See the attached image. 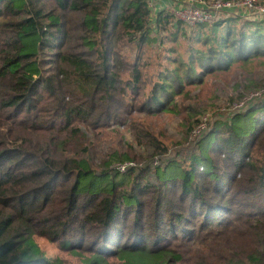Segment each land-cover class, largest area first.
<instances>
[{
    "label": "trees",
    "instance_id": "obj_1",
    "mask_svg": "<svg viewBox=\"0 0 264 264\" xmlns=\"http://www.w3.org/2000/svg\"><path fill=\"white\" fill-rule=\"evenodd\" d=\"M172 19L149 0H0V264H264V102L215 117L187 160L127 165L139 144L168 153L148 118L185 86L264 59V18L223 17L148 83L116 44L175 38Z\"/></svg>",
    "mask_w": 264,
    "mask_h": 264
},
{
    "label": "rangeland",
    "instance_id": "obj_2",
    "mask_svg": "<svg viewBox=\"0 0 264 264\" xmlns=\"http://www.w3.org/2000/svg\"><path fill=\"white\" fill-rule=\"evenodd\" d=\"M151 12L153 16V8ZM172 21L176 22L174 18ZM170 33V30L153 29L150 38L140 50L125 40L116 44V50L119 52L121 60L127 63L137 61L144 73V80L150 83L156 78L155 75L159 69L165 66L173 68L174 65L165 59L168 53L172 57L187 53V44L190 43V40L186 37L191 34L190 29L185 25H179V31L175 38H171ZM182 33H186L185 36ZM122 78H128V71L122 73ZM259 85H264L263 58L253 59L246 63L237 61L229 71L207 75L204 83L199 86H185V90L190 91L189 95L176 96L177 104L174 106V110L148 118L151 133L168 145V153L153 154L151 157H147L153 152L156 153L155 150L139 144L134 147L137 160L136 158L132 159L127 165L142 167L151 163L152 166H155V160L163 159L165 162L171 157L187 160V157L195 150L194 144H192L193 139L190 138L191 131L196 127L201 117L205 114L209 115L213 119L212 122L215 117H227V111L233 103L238 101L246 91ZM139 116L143 117L141 114ZM190 128L192 130L189 131ZM109 131L117 132L119 137L124 140L133 141L131 132L126 126H119V128L109 129ZM39 242L49 255H54L56 250L53 246L43 241Z\"/></svg>",
    "mask_w": 264,
    "mask_h": 264
},
{
    "label": "built area",
    "instance_id": "obj_3",
    "mask_svg": "<svg viewBox=\"0 0 264 264\" xmlns=\"http://www.w3.org/2000/svg\"><path fill=\"white\" fill-rule=\"evenodd\" d=\"M151 2L152 0H149V6L152 9ZM160 10L167 11L174 20L181 22L187 28H192L198 24L212 23L214 20L233 15L264 18V0H173V5H164ZM154 14L156 15V12ZM154 14L152 18H154ZM260 102H264V85L246 91L238 101L233 103L227 111V115L244 112ZM212 121L213 119L209 115H203L191 131L190 138L195 141L201 137L208 130ZM163 161V159L155 160L154 164ZM120 168L123 170L124 166Z\"/></svg>",
    "mask_w": 264,
    "mask_h": 264
},
{
    "label": "crops",
    "instance_id": "obj_4",
    "mask_svg": "<svg viewBox=\"0 0 264 264\" xmlns=\"http://www.w3.org/2000/svg\"><path fill=\"white\" fill-rule=\"evenodd\" d=\"M153 14L159 11L164 5L170 4L173 5V0H152ZM155 18V14H154ZM153 19V18H152Z\"/></svg>",
    "mask_w": 264,
    "mask_h": 264
}]
</instances>
